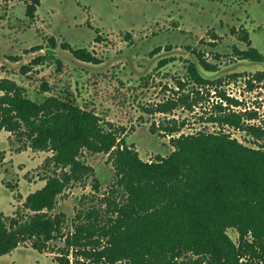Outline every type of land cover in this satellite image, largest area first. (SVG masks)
Listing matches in <instances>:
<instances>
[{"label": "rangeland", "instance_id": "obj_1", "mask_svg": "<svg viewBox=\"0 0 264 264\" xmlns=\"http://www.w3.org/2000/svg\"><path fill=\"white\" fill-rule=\"evenodd\" d=\"M26 1L0 0V79L15 80L28 97L74 99L104 124L123 129L119 138L146 162L167 156L174 148L171 137L199 131H221L245 145H262L247 130L212 119L231 110L242 114L245 126H264V80L255 78L264 73V61L241 60L234 53V48H247L242 40L246 31L251 46L264 55V0H40L33 18L26 16ZM51 38L61 65L51 58L21 74L22 65L50 48ZM37 46L43 49L37 51ZM82 48L99 63L76 62L69 49ZM198 54L217 70L203 72ZM191 63L214 82L195 84L189 75ZM220 93L240 105L227 106ZM168 101L179 102L170 112H159L158 106ZM250 113H255L254 119L245 120ZM171 128H176L173 136ZM4 132L0 210L9 222L30 213L24 208L27 195L42 188L45 178L58 170L49 160L50 152L19 148L16 137L8 133L5 138ZM80 159L93 173L69 184L51 212L64 214V235L73 231L78 213L95 210L100 217L109 211L107 200L122 199V190L112 188L115 172L108 154L84 151ZM227 233L237 243V231L230 228ZM63 247L61 238L49 241L43 250L25 241L0 256V264H58ZM69 260L80 263L71 252Z\"/></svg>", "mask_w": 264, "mask_h": 264}, {"label": "trees", "instance_id": "obj_2", "mask_svg": "<svg viewBox=\"0 0 264 264\" xmlns=\"http://www.w3.org/2000/svg\"><path fill=\"white\" fill-rule=\"evenodd\" d=\"M39 3L26 1L28 18L34 17ZM242 40L247 48H234L235 55L263 62L264 55L251 46L246 31ZM49 43L54 49L53 38ZM71 52L80 61H99L86 48ZM51 58L61 65L54 55L38 54L21 66L20 73L25 75ZM197 59L203 70H217L202 55ZM189 75L197 85L214 82L195 63L190 64ZM255 78L264 80V73ZM42 87L49 90L46 83ZM220 96L227 106L240 105L233 97ZM179 101L161 103L157 109L168 113ZM254 115L245 120H253ZM241 116L230 110L212 120L247 130L262 141L261 146L245 145L221 131L174 137L176 128H171L173 150L146 162L119 138L123 129L104 124L74 99L63 95L32 99L15 80L0 79V133L15 136L19 148L50 152L49 160L58 170L45 178L42 188L27 195V216L7 222L0 210V256L25 241L43 250L49 241L61 238L64 247L58 264H70V252L79 264H264V126H245ZM84 151L109 155L115 172L112 188L122 190V199L107 200L109 211L100 217L95 210L78 213L73 231L64 235V214L51 212L69 184L93 173L80 159ZM230 228L238 233L237 243L228 236Z\"/></svg>", "mask_w": 264, "mask_h": 264}, {"label": "flooded vegetation", "instance_id": "obj_3", "mask_svg": "<svg viewBox=\"0 0 264 264\" xmlns=\"http://www.w3.org/2000/svg\"><path fill=\"white\" fill-rule=\"evenodd\" d=\"M60 46V45H59ZM54 47H57V45L55 44L54 45ZM62 48H63V46H61ZM63 49H65V48H63ZM70 50V52H71V49H69ZM156 52V51H155ZM154 52V53H155ZM153 53V54H154ZM71 54H72V52H71ZM72 56H73V54H72ZM74 58V57H73ZM74 60H76V62H79V63H81V62H83V63H85V64H89V63H91V64H97V63H99V61L98 62H84V61H80V60H77V59H75L74 58ZM203 72H208V73H210L211 71H209V70H203Z\"/></svg>", "mask_w": 264, "mask_h": 264}, {"label": "water", "instance_id": "obj_4", "mask_svg": "<svg viewBox=\"0 0 264 264\" xmlns=\"http://www.w3.org/2000/svg\"><path fill=\"white\" fill-rule=\"evenodd\" d=\"M56 52L55 49H51V48H46L44 51L45 54H51V55H55Z\"/></svg>", "mask_w": 264, "mask_h": 264}, {"label": "crops", "instance_id": "obj_5", "mask_svg": "<svg viewBox=\"0 0 264 264\" xmlns=\"http://www.w3.org/2000/svg\"><path fill=\"white\" fill-rule=\"evenodd\" d=\"M3 132H4V131H2V132L0 133V138L2 137ZM4 134H5V138L9 135L8 132H4ZM0 142H2V141H0Z\"/></svg>", "mask_w": 264, "mask_h": 264}]
</instances>
